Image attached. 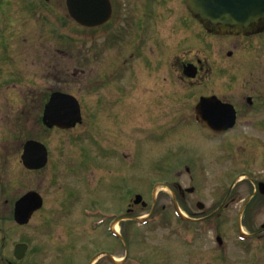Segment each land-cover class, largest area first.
<instances>
[{
	"label": "flooded vegetation",
	"instance_id": "flooded-vegetation-1",
	"mask_svg": "<svg viewBox=\"0 0 264 264\" xmlns=\"http://www.w3.org/2000/svg\"><path fill=\"white\" fill-rule=\"evenodd\" d=\"M38 3H42L40 9L46 13L48 24L55 30L64 28L60 35L74 39L77 45L83 46H79L82 49L93 50L94 61L99 60L100 51H107L106 58L102 60L106 63L103 67L105 74H99L101 72L96 71V66L93 72L96 73L94 77H97L95 81L108 84V91L100 92L98 97H94L89 132L83 130L89 119L84 113L82 101V120L73 128L82 126L80 135H87L90 140V145L82 146L83 151L78 160V164L84 168L82 173L79 171L81 183L89 180L91 186H97L101 166L110 172L109 174L107 171L105 183L115 184L118 189L122 187V205L116 209L97 211L91 230L100 232L106 238L123 240L124 250L116 254L105 244H96L94 252L85 261L82 258L80 264H157V258L150 259V263L129 250L132 239L137 236L139 239L147 237L155 227L159 228V232L166 233V237L172 234L178 237L177 242L172 239V242L159 243L184 246L181 254H186L190 264H196V255L199 258L208 257L212 250L221 259L229 250L225 236L226 221L215 215L218 213L223 217L225 212L234 207L238 208L237 231L246 236V240H235L234 248L249 252L252 264H264V220L260 222L258 217L264 209V177L259 172L254 175L243 168L232 176L223 177L222 179L231 180L230 186L227 191L225 187L208 191L207 194L211 197L210 207L213 209L209 213L205 212V194L200 190V181L188 186L179 180L186 174L191 176V162H199L201 159L193 158V149L214 147L206 141L215 137L233 135L226 141L237 142L242 146L245 143L247 149L264 145V26L234 34L211 32L197 19L187 5V0H92L91 5L80 8V15L89 17H86L89 20L87 22L76 19L69 13L66 0L67 12L62 10L63 14L52 10L54 5L50 0ZM33 5H27L26 8L32 9ZM28 21L27 17L25 23ZM65 44L68 43L62 45ZM210 47H215L219 58L211 57ZM12 49L10 45L8 50ZM28 49H32L31 45L25 44L22 48ZM53 49L61 50L63 47L54 46ZM234 83H237L236 87H233ZM232 88H236L234 93L231 92L234 90ZM212 95L234 106L236 123L233 127L215 131L206 123L196 121L200 99ZM195 124L198 128L194 127ZM143 131H147V139H143ZM132 140L134 151L140 148L143 140H154L156 148L150 147V150L159 151L164 141L166 149L173 153L169 170L173 180L170 184L169 180H160L157 192L159 195L162 190L167 191L171 203L160 204L164 208L173 206L174 213L179 212L181 215L172 224L161 226L159 223L163 217L158 225L139 223L145 229L132 224L136 216H132L131 212L138 207L145 209L149 205L148 202L136 203L130 195L128 181ZM46 145L48 146L47 143ZM88 146L89 150L86 149ZM23 148L24 144L22 151ZM48 149L46 166L52 168V152L49 146ZM88 156H91V160L85 162ZM178 157L180 161L176 160ZM89 167L92 168L91 171L87 170ZM114 169L123 170L124 178L114 180L111 176ZM261 171L264 172L263 169ZM8 173L0 170V264H62L56 259L50 261L49 256L45 257L46 262L40 261V251L50 253L51 242L48 240L37 247L27 238L17 239L12 246L7 243L11 233L9 228L30 225L40 210L33 213L27 224H19L15 220L18 200L33 189L19 196L13 185L15 180H5ZM189 178L191 181L195 179L194 176ZM82 184L79 186L82 187ZM240 186L244 188H239ZM71 192L72 190L67 192V188L60 192L58 204L61 207ZM155 192L156 186H153L151 195L154 196ZM136 194L142 193L137 191ZM43 197L46 205L47 197ZM157 200L158 197L153 198L151 210L159 204ZM240 202L242 203L238 207ZM89 204L86 203L82 209L88 210ZM196 206L198 210L194 208ZM3 211H11L13 214L7 217L1 213ZM182 231L186 232L184 236L189 237L188 243L178 234ZM164 233L161 235L164 236ZM72 264H77L75 258Z\"/></svg>",
	"mask_w": 264,
	"mask_h": 264
},
{
	"label": "rangeland",
	"instance_id": "rangeland-1",
	"mask_svg": "<svg viewBox=\"0 0 264 264\" xmlns=\"http://www.w3.org/2000/svg\"><path fill=\"white\" fill-rule=\"evenodd\" d=\"M50 1L54 5L52 10L61 14H63L62 10L65 12V0ZM38 2L42 0H0V170L9 172L5 180H15L13 185L19 196L27 190L34 189L47 197L46 205L36 213L30 225L15 229L9 228L11 233H9L7 243L9 242L12 246L17 239L27 238L37 247L48 240L49 243L51 242L50 253L40 251L38 255L41 262H46L45 257L49 256L50 261L57 260L62 264H72L75 258L77 264H80L82 258L85 261V258L94 252L96 244L98 246L105 244L116 254L124 250L123 240H116L109 236L106 238L100 232L91 230L97 211L116 209L117 206L122 205V187L118 189L115 184L105 183L109 170L101 166H99L97 186H91L89 180H85L82 184L79 180L81 176L79 173H82L84 168H81L78 160L83 151L82 146L90 145L89 137L80 135L82 126L67 130L47 129L41 122V117L48 94L56 89L65 90L75 94L82 101L84 113L89 119L85 122L86 128L83 127V130L89 132L94 97H98L100 92L106 93L109 87L106 82L95 81L97 77H94L96 73L93 72V68L96 66V71L101 72L99 74H105L103 67L106 63L104 64L102 60L106 58L107 51L99 52L100 62L99 60L94 61L93 50L82 49L83 46L77 45L74 39L60 35L64 28L55 30L48 24L46 13L40 9L42 3ZM27 5H33V8H26ZM27 17L29 21L26 24ZM63 43L68 44L62 45ZM25 44L31 45L32 49L22 50ZM10 45L12 50H8ZM54 46L63 47V49L55 50ZM195 50L198 51V48ZM209 51L212 58L214 56L219 58L215 47H210ZM10 74H13V77ZM234 86L236 87L237 83H234ZM232 89L234 90L231 92L234 93L236 88ZM197 126L195 124L194 127L198 128ZM194 132L197 134L196 131ZM146 135L147 131H143V139L148 138ZM232 136H219L214 139L209 137L212 140L206 142L214 147L194 148L193 158L202 159L199 162H191V176L195 179L191 181L189 178L191 176L188 174L178 177L188 186L200 181V190L205 194L203 202L206 204V213L213 210L210 207L211 197L208 196V191L217 187H225L227 191L230 186L231 180L222 179L223 177L232 176L243 168L254 175L259 172L264 177V172L261 171L264 170V145L247 149L245 143L242 146L237 142L226 141ZM29 138H36L48 144L52 152V168L46 166L40 170H28L23 165L22 146ZM153 142L154 140H143L140 148L134 151V142L131 141L130 179L128 181L130 195L133 200L138 191L149 203L147 208L138 207L137 210L131 212V215L141 218L152 213L153 220L156 221L151 222V225L157 223L158 220L161 221L163 217L162 222L159 223L162 226L172 224L178 217H175L173 206L164 208L160 204L171 203V197L167 191L162 190L161 194L157 195L160 187L156 186L154 196L151 192L154 181L165 179L169 180L168 184H170L173 180V176L169 173L173 153L166 149L167 144L164 141L159 151L150 150V147L156 148ZM194 145L197 144L194 143ZM86 149L89 150V146ZM157 154L159 155L153 156ZM177 159L180 161L179 157ZM90 160L91 156H88L85 162ZM114 161L117 160L114 159ZM84 167L87 166L84 165ZM91 169L89 167L87 170L91 171ZM111 174L114 180L124 178L123 170L114 169ZM80 184L82 187L79 186ZM244 186L247 187V184ZM163 187L168 189L167 186ZM65 188L67 192L71 190L72 192L66 197L65 204L61 207L58 204L60 202L58 197ZM154 197H158L159 204L151 210ZM193 198L195 200V197ZM86 203H90L88 205L90 208L83 210ZM241 203H238V207ZM194 208L198 210L197 206ZM1 213L7 217L13 214L11 211ZM237 214L238 208L234 207L225 212L223 217H220L218 213L215 215L216 218L226 221L225 236L229 247L227 254L223 258L220 256L221 259L213 250L208 257L199 258L196 255L194 257L196 264H252V256L249 252H241L234 248L236 240L234 227ZM258 217L260 222L264 220V209ZM7 224L10 225V222ZM132 224L138 226L139 229H145L136 220L132 221ZM158 229L155 227L152 234H147V237L139 239L137 236L132 239L129 246L132 254H139L150 263L152 262L150 259L157 258V264H190V259L186 258V254L184 256L181 254L184 246L177 245V243L176 246L159 243L161 241L172 242V239L177 242L178 237L173 234L166 237L167 234L159 232ZM163 233L164 236L161 235ZM185 233L184 231L178 232L180 236H184Z\"/></svg>",
	"mask_w": 264,
	"mask_h": 264
},
{
	"label": "water",
	"instance_id": "water-1",
	"mask_svg": "<svg viewBox=\"0 0 264 264\" xmlns=\"http://www.w3.org/2000/svg\"><path fill=\"white\" fill-rule=\"evenodd\" d=\"M89 2L91 1L68 0L69 10L74 17L83 20L79 16L78 7L86 6ZM187 5L212 32L242 33L264 26V0H187ZM210 98L216 97H202L198 104V108H203L199 112L202 117L215 130L232 127L236 120L234 107ZM81 118V106L76 96L60 90L52 92L43 116L47 126L70 128L81 121ZM22 159L30 169L42 168L48 161V149L43 142L30 139L25 143ZM141 199L138 195L136 201ZM42 205V196L36 191H29L16 204V220L22 224L27 223L32 213Z\"/></svg>",
	"mask_w": 264,
	"mask_h": 264
}]
</instances>
